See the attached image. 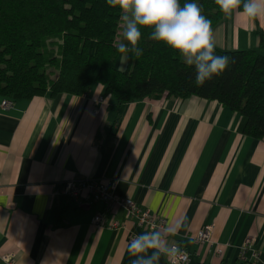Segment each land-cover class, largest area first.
<instances>
[{
	"label": "crops",
	"instance_id": "0c3cea01",
	"mask_svg": "<svg viewBox=\"0 0 264 264\" xmlns=\"http://www.w3.org/2000/svg\"><path fill=\"white\" fill-rule=\"evenodd\" d=\"M264 19L242 10L212 29L220 48L257 47ZM0 96V264H131V237L148 230L92 222L103 201H65V181L117 179L129 195L167 220L162 240L190 253L187 264H242L254 237L264 264V137L243 131L244 115L193 94L118 102L95 81L88 92ZM123 209H119L120 215ZM211 225L214 244L197 239ZM216 243L223 254L216 251ZM251 252H246V258ZM158 264H168L161 255ZM181 264V263H178Z\"/></svg>",
	"mask_w": 264,
	"mask_h": 264
},
{
	"label": "trees",
	"instance_id": "16d2710c",
	"mask_svg": "<svg viewBox=\"0 0 264 264\" xmlns=\"http://www.w3.org/2000/svg\"><path fill=\"white\" fill-rule=\"evenodd\" d=\"M198 4L212 29L223 13L215 0H180ZM122 11L107 0H0V96L88 92L98 81L106 93L124 102L145 97L197 94L219 99L245 117L243 131L264 137V30L257 47L225 49L234 58L220 76L195 85V69L142 28L139 59L127 54L128 67L116 65ZM126 42V41H125ZM63 196V211L67 210Z\"/></svg>",
	"mask_w": 264,
	"mask_h": 264
},
{
	"label": "clouds",
	"instance_id": "9594fccd",
	"mask_svg": "<svg viewBox=\"0 0 264 264\" xmlns=\"http://www.w3.org/2000/svg\"><path fill=\"white\" fill-rule=\"evenodd\" d=\"M215 3L227 17L242 10L250 18L264 19V0H215ZM107 4L123 13L126 42L114 45L119 53L139 59L143 55L141 29L152 28L151 40L165 43L179 53L185 64L194 67L197 87H203L213 76H220L235 62L227 55L215 54L217 45L211 21L194 2L181 6L180 0H107ZM127 252L136 257L131 264H158L161 255L168 264H177L181 250L177 245H167L158 231H145L129 243Z\"/></svg>",
	"mask_w": 264,
	"mask_h": 264
},
{
	"label": "built area",
	"instance_id": "2783aa9c",
	"mask_svg": "<svg viewBox=\"0 0 264 264\" xmlns=\"http://www.w3.org/2000/svg\"><path fill=\"white\" fill-rule=\"evenodd\" d=\"M14 102V97L5 96L1 105L5 108L10 107ZM117 179L83 176L78 178H69L65 181L64 191L68 193L75 201L80 204L83 201L90 203L95 201H103L105 208L95 212L92 222L109 227H121L127 223L130 218H135L139 224L147 227L148 230L165 231L167 220L165 217L159 216L153 212L149 207L141 205L129 195H124L116 190ZM2 185L0 183V191ZM123 209L120 215L119 209ZM137 235H133L131 240L135 239ZM197 239L207 240L214 244L215 240L212 237L211 225L200 229L197 233ZM177 245L181 252L176 258L177 264H187L190 260V253L182 247L178 242L172 243ZM216 251L219 255L223 254V247L216 243ZM251 252V257L246 258V252ZM260 251L254 246V237L247 236L243 244V263L252 264L251 262L259 258ZM3 259L6 264H16L14 253L3 254Z\"/></svg>",
	"mask_w": 264,
	"mask_h": 264
},
{
	"label": "rangeland",
	"instance_id": "374dc122",
	"mask_svg": "<svg viewBox=\"0 0 264 264\" xmlns=\"http://www.w3.org/2000/svg\"><path fill=\"white\" fill-rule=\"evenodd\" d=\"M123 25H124V21L122 19V21L120 22V26H119V34L117 36L119 42L124 41V38H123ZM116 65L119 68H122V69L127 68L128 67L127 54L118 53V55L116 57Z\"/></svg>",
	"mask_w": 264,
	"mask_h": 264
}]
</instances>
